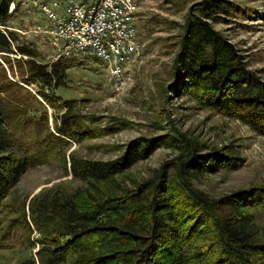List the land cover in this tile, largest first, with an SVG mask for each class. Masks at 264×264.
Here are the masks:
<instances>
[{
    "label": "rangeland",
    "instance_id": "374dc122",
    "mask_svg": "<svg viewBox=\"0 0 264 264\" xmlns=\"http://www.w3.org/2000/svg\"><path fill=\"white\" fill-rule=\"evenodd\" d=\"M202 1L137 0L139 50L127 64L122 82L113 85L103 63L95 56H78L66 68L64 83L53 90L56 104L39 93L36 82L24 80L25 54L0 49V105L5 107L8 131L13 132L16 143L35 147V139L44 134V125L55 132V115L63 110V99L76 102V111L90 119L94 133L80 141H68L45 159L27 167L2 198L0 264H41L38 231L33 225L30 231L23 229L12 220L20 218L22 206L28 216L30 202L42 193L55 190L81 193L87 189L89 184L70 171L71 154L114 160L126 152L131 142L157 136L164 139L173 131L186 140L182 145L157 146L118 173V181L133 188L163 170L167 186L175 192L173 180L179 175L180 163L188 157L191 147L198 154L219 150L223 155L211 154V161L223 166L203 168L196 173L190 171L187 182L191 189L218 203L238 202V193L243 192L246 202H242L240 210L250 214L256 237L264 240V190L257 188H264V134L241 116L228 113L216 103L204 102L201 93L205 83L193 87L192 91L175 85L181 79L176 77V72L180 73L177 66L180 67V54L190 23L199 18L206 19L231 46L233 57L249 70L252 83L258 82L264 87L261 1L209 0L212 4L209 18L198 9ZM11 2L17 8L6 27L18 33L19 41L29 42L38 50L39 61L55 60L56 52L49 39L32 30L42 18L33 0ZM11 2L9 11L13 9L10 10ZM198 154L194 158L199 161L202 158ZM249 189L253 191H246ZM202 224V228L197 226L193 231L191 243L185 245L186 264L210 263L219 246L215 242L217 230L213 222L205 219ZM248 258L251 264H264L262 256Z\"/></svg>",
    "mask_w": 264,
    "mask_h": 264
},
{
    "label": "trees",
    "instance_id": "16d2710c",
    "mask_svg": "<svg viewBox=\"0 0 264 264\" xmlns=\"http://www.w3.org/2000/svg\"><path fill=\"white\" fill-rule=\"evenodd\" d=\"M11 1L0 0V49L25 54L24 80L36 82L39 93L56 104L53 90L64 83L66 68L77 58L60 56L51 62L39 61L38 50L29 42L19 41L18 33L6 27L17 8L15 3L9 11ZM208 1L203 0L198 9L209 18L212 4ZM190 24L180 67L177 66L180 73L176 72L181 83L175 85L192 91L205 83L201 93L204 102L226 108L228 113L241 116L264 134L263 85L252 83L249 70L233 57L231 46L206 19L196 18ZM75 104L73 99H63V110L55 115V132L44 125V134L35 137V147L16 143L13 132L8 131L5 107L0 105V203L27 167L70 140L80 141L94 135L90 119L76 111ZM180 135L173 131L164 139L157 136L131 142L126 152L114 160L71 154L70 171L89 184L87 189L81 193L58 190L42 193L30 202L28 216L22 206L20 218L12 220L23 229L30 231L33 225L38 231L40 263L106 264L118 259L111 264H186L185 245L191 243L193 231L197 226L202 228L205 219L216 227L215 242L219 245L208 264H251L249 256L264 257V240L256 237L250 214L240 210L242 202H246L243 192L238 193V202L218 203L191 189L187 182L190 171L223 166L211 161L214 154L222 156L221 151L198 154L190 146L188 157L180 163L179 175L173 180L175 192L167 186L163 170L133 188L118 181V173L157 146L182 145L186 140ZM197 154L202 162L194 158Z\"/></svg>",
    "mask_w": 264,
    "mask_h": 264
},
{
    "label": "built area",
    "instance_id": "2783aa9c",
    "mask_svg": "<svg viewBox=\"0 0 264 264\" xmlns=\"http://www.w3.org/2000/svg\"><path fill=\"white\" fill-rule=\"evenodd\" d=\"M260 1L264 14V0ZM33 3L42 18L32 30L49 39L55 58L95 56L103 63L113 85L122 82L127 64L139 50L137 0H33Z\"/></svg>",
    "mask_w": 264,
    "mask_h": 264
},
{
    "label": "bare ground",
    "instance_id": "6f19581e",
    "mask_svg": "<svg viewBox=\"0 0 264 264\" xmlns=\"http://www.w3.org/2000/svg\"><path fill=\"white\" fill-rule=\"evenodd\" d=\"M86 57V56H85ZM71 58V57H70ZM77 58V57H76ZM100 60V59H99Z\"/></svg>",
    "mask_w": 264,
    "mask_h": 264
}]
</instances>
